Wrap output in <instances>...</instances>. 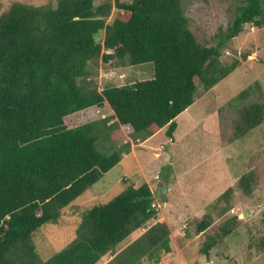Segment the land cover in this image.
<instances>
[{"label":"trees","instance_id":"obj_1","mask_svg":"<svg viewBox=\"0 0 264 264\" xmlns=\"http://www.w3.org/2000/svg\"><path fill=\"white\" fill-rule=\"evenodd\" d=\"M97 1L58 0L56 6L16 1L0 15V264H103L117 253L107 264H137L161 250L171 252L168 224L153 223L160 213L153 189L132 178L123 179L125 191L109 203L91 208L79 239L48 261L41 260L33 238L121 161L120 153L99 150L103 126L127 127L139 140L167 126L174 137L176 119L195 103L199 87L210 91L241 66L239 59L221 62L225 40L248 24L264 25V0H239L233 21L219 32L224 42L207 46L190 28L183 0ZM126 60L134 66L151 63L152 75L100 90L95 66ZM255 88L258 82L234 101ZM102 107L109 115L98 113ZM79 115L82 120L73 124ZM263 121L264 102L244 106L237 135L246 136ZM240 181L251 191L249 176ZM241 221L237 214L221 225L208 238L206 253ZM148 223L140 238L116 252ZM212 225L210 216L196 218L189 231L204 234Z\"/></svg>","mask_w":264,"mask_h":264},{"label":"rangeland","instance_id":"obj_2","mask_svg":"<svg viewBox=\"0 0 264 264\" xmlns=\"http://www.w3.org/2000/svg\"><path fill=\"white\" fill-rule=\"evenodd\" d=\"M16 1L56 6L58 0H0V15ZM183 2L190 28L207 46H217L225 39L220 31H226L239 4V0ZM223 45L221 62L228 65L239 59L241 66L210 91H206L203 85L199 87L195 103L176 119L178 127L174 137L167 135V126L154 136L140 139V142L132 137L127 127H102L103 132L97 135L99 150L104 155L118 152L122 159L65 207L57 223L47 224L36 233L33 243L43 262L79 239L78 228L84 215L94 206L105 205L125 191L127 185L123 179L128 178L140 162L146 171L138 172L132 181L140 185L151 176V186L159 192L155 197L157 205L169 196L185 201L183 196L178 198L181 187L196 190V195L201 196L200 202L194 199V205L190 201L175 204L170 209L171 217L166 207L160 209L162 216L158 222H166L170 228L172 251L161 250L155 258L148 255L137 264H264V121L244 137L237 135L236 128L244 106L264 102V25L259 28L248 24L239 36L225 40ZM108 64L100 61L95 66L94 79L100 90L108 83L117 85L152 75L151 63L134 66L126 60L124 65L116 61ZM257 82L259 89L255 88L243 101H234L244 89ZM107 110L106 107L97 109L102 116L109 115ZM81 120L79 115L72 123ZM113 122L111 119L109 124ZM133 142L137 145L135 153L131 152ZM244 175L249 176V192L240 181ZM176 180L181 181V187ZM168 182L175 183L172 190L161 193L169 187ZM223 182L224 186L220 187ZM230 187L228 197L218 201L217 196ZM206 192L211 193L207 199L203 196ZM223 208L228 211L222 213ZM237 214L242 221L207 254L205 248L211 242L208 238L216 235L221 225ZM206 216H210L213 223L206 233L196 235L189 231L196 218ZM151 225L148 223L132 233L116 252L133 244ZM117 254L111 255L113 259L109 261L112 262Z\"/></svg>","mask_w":264,"mask_h":264},{"label":"crops","instance_id":"obj_3","mask_svg":"<svg viewBox=\"0 0 264 264\" xmlns=\"http://www.w3.org/2000/svg\"><path fill=\"white\" fill-rule=\"evenodd\" d=\"M139 142H140V140H139ZM149 142V141H148ZM132 146V151L131 152H133V153H135V147H137V145L136 144H134V142H133V144L131 145ZM130 148V147H129ZM131 149V148H130ZM137 153H140V151L138 150V152ZM156 155H157V153H156ZM157 157V156H156ZM146 171V168L144 167V165L142 166L141 165V163L139 162V165L137 166V168L135 169V170H133L130 174H129V177L128 178H132L134 175H137V173L138 172H145ZM153 174V173H152ZM149 175V174H148ZM146 177V176H145ZM152 177L151 176H147V180H146V182H148L149 184H150V186H151V183H152ZM176 182H178V184H180V187H181V181H179V180H176L175 181V183ZM219 182H222V180H220ZM175 183H169L168 182V188H167V190L166 191H163V190H161L160 192L162 193V192H164V193H167V192H169V191H171L172 190V188H173V186L175 185ZM224 182H223V184L222 185H220V187H223L224 186ZM155 186H151V188L153 189V192H154V196L155 197H158V195H157V193L156 192H158V190H155V188H154ZM202 187H203V190L205 191V187H204V185H202ZM159 193V192H158ZM209 194H211V193H209V192H206L205 194H203V196L207 199V197L209 196ZM220 195H222V193L221 194H219L217 197H219ZM181 196H183L186 200L185 201H183V202H181L180 201V199H178V200H176L174 197H172V196H169V197H166L165 198V200L164 201H162V203H159V205H158V207H159V209H162V207H166L167 209H168V213L170 214V217L172 216V212H170V209L171 208H174V205L175 204H177V203H179V204H183V203H186V202H188V201H190V204L191 205H194L195 204V201H194V199L196 198V201H199L200 200V196L201 195H196V190H193V191H191V190H189V188L188 189H183L182 187H181V191H180V195L178 196V198L179 197H181ZM155 201H156V199H155ZM200 202V201H199ZM157 203V202H156ZM164 215V214H163ZM161 216H162V212L160 211V213H159V216H158V218L157 219H155V221H154V223H156V222H158L159 220H160V218H161ZM169 217V218H170ZM173 220H174V218H172ZM167 221H169V219H166ZM109 259H110V261L113 259V257H110V258H108V259H106L105 260V262L103 263V264H105L107 261H109ZM109 261V262H110ZM108 262V263H109Z\"/></svg>","mask_w":264,"mask_h":264}]
</instances>
